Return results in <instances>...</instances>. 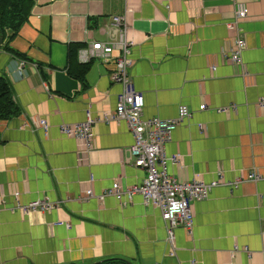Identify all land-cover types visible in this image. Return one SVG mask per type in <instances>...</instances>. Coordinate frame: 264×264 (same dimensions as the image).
<instances>
[{"label":"crops","instance_id":"0c3cea01","mask_svg":"<svg viewBox=\"0 0 264 264\" xmlns=\"http://www.w3.org/2000/svg\"><path fill=\"white\" fill-rule=\"evenodd\" d=\"M237 6L246 11L244 72L221 58L234 46L236 30L226 23ZM118 15L128 26L127 73L144 96V119L176 118L180 106L191 114L164 147L166 156H180L168 174L215 184L191 204V233L177 227L171 242L159 209L140 195L125 206L112 196L85 199L87 189L98 196L114 180L133 186L145 177L132 160L124 164L134 143L126 123L103 121L121 91L110 79L120 52L107 63L87 62L85 90L66 72L68 46L107 42ZM6 43L1 38L0 75L19 114L0 121V264H264V0H34L8 44L22 58ZM87 113L96 120L94 147L79 161L76 141L59 125L83 122ZM249 172L260 179L238 182ZM11 190L20 204L45 199L56 207L13 211Z\"/></svg>","mask_w":264,"mask_h":264},{"label":"built area","instance_id":"2783aa9c","mask_svg":"<svg viewBox=\"0 0 264 264\" xmlns=\"http://www.w3.org/2000/svg\"><path fill=\"white\" fill-rule=\"evenodd\" d=\"M245 17V9L242 6H237L233 20L226 23V28H235L236 30L234 46L221 54L223 61L239 67L241 72H244L242 53L246 48V41L239 24L240 20ZM110 27V38L107 42H90L78 51V57L83 64L92 60L107 63L113 58L112 52L114 50L120 52L114 60L116 68L110 79L113 83L121 86V91L116 98L115 110L105 114L103 121H124L126 123L128 130L133 135L134 143L127 150L124 164H128L132 160L135 168L145 172V177L140 185L133 186H123L119 180H114L111 187L98 196H95L92 190L87 189L84 192L85 199L96 197L98 200H103L106 196H112L120 205L125 206L132 202L134 196L140 195L145 206L152 205L159 209L167 232V240L171 242L174 238V229L177 227H183L188 234L191 233L193 226L191 204L207 199L215 184H204L197 180L181 182L168 174V164L177 165L180 156L178 154L166 156L164 147L170 141L172 131L191 114L185 106H180L176 118L144 119V96L134 89L131 77L127 73L131 64L129 59L131 42L126 38L128 26L125 16H113ZM18 65L19 69H22L24 62H19ZM211 70H214L213 66ZM258 104L262 108L264 100H260ZM205 109L204 104L199 106V110ZM234 109V106H230L218 109L217 112L228 113ZM95 122L96 120H93L87 113V118L83 122L59 125V130L64 136L76 141V154L79 161H83L84 157L94 147L92 126ZM32 123L44 131L48 129L44 119H36ZM199 128L201 129L202 126ZM259 179L260 177L256 172H249L238 182L258 181ZM10 194L14 200L12 210L24 215L48 212L56 207V204L45 199L35 200L25 205L20 204L18 192L11 190Z\"/></svg>","mask_w":264,"mask_h":264},{"label":"trees","instance_id":"16d2710c","mask_svg":"<svg viewBox=\"0 0 264 264\" xmlns=\"http://www.w3.org/2000/svg\"><path fill=\"white\" fill-rule=\"evenodd\" d=\"M33 4L34 0H0V37L7 42L4 46L5 51L12 53L18 58H22V56L13 51L8 44L28 19ZM83 47L84 45L80 43L68 46L66 72L68 76L78 81L82 90H85L87 88L85 77L89 71L90 63H78L77 60L78 50ZM18 114L19 108L13 101L10 84L5 76L0 75V121L12 119ZM91 264L129 263L125 260L110 258Z\"/></svg>","mask_w":264,"mask_h":264},{"label":"water","instance_id":"95a60500","mask_svg":"<svg viewBox=\"0 0 264 264\" xmlns=\"http://www.w3.org/2000/svg\"><path fill=\"white\" fill-rule=\"evenodd\" d=\"M0 40H1V37H0Z\"/></svg>","mask_w":264,"mask_h":264}]
</instances>
